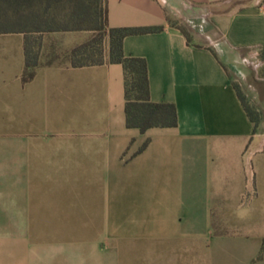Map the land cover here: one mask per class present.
<instances>
[{
	"label": "crops",
	"instance_id": "crops-1",
	"mask_svg": "<svg viewBox=\"0 0 264 264\" xmlns=\"http://www.w3.org/2000/svg\"><path fill=\"white\" fill-rule=\"evenodd\" d=\"M262 5L106 0L109 28H161L122 43L176 110L145 132L126 125L120 64L24 83L25 35L0 34V264H264V137L235 85L264 51ZM32 35L67 54L92 32Z\"/></svg>",
	"mask_w": 264,
	"mask_h": 264
},
{
	"label": "trees",
	"instance_id": "trees-1",
	"mask_svg": "<svg viewBox=\"0 0 264 264\" xmlns=\"http://www.w3.org/2000/svg\"><path fill=\"white\" fill-rule=\"evenodd\" d=\"M91 31L92 36L73 47L65 59L73 67L117 63L124 70L126 125L145 132L154 127H174L177 116L174 105L155 104L149 98L147 65L144 59L126 57L123 39L131 35L155 33L160 27L109 28L106 0H0V34L25 35V65L22 81L29 82L41 65L32 57L28 35L55 31ZM180 31L188 38L184 29ZM107 42V46L105 43ZM239 97L252 121V115Z\"/></svg>",
	"mask_w": 264,
	"mask_h": 264
},
{
	"label": "rangeland",
	"instance_id": "rangeland-1",
	"mask_svg": "<svg viewBox=\"0 0 264 264\" xmlns=\"http://www.w3.org/2000/svg\"><path fill=\"white\" fill-rule=\"evenodd\" d=\"M196 21L198 22L199 20L197 19ZM189 25L183 22L180 26L193 33V29ZM28 38L31 55L32 57L36 55L39 63L66 62L65 52H47L46 49H42L41 40L37 36L28 35ZM243 66L244 69L241 70L242 74L238 73L235 77V85L252 115L257 133H259L260 137H264V51H260L256 57L248 58Z\"/></svg>",
	"mask_w": 264,
	"mask_h": 264
},
{
	"label": "built area",
	"instance_id": "built-area-1",
	"mask_svg": "<svg viewBox=\"0 0 264 264\" xmlns=\"http://www.w3.org/2000/svg\"><path fill=\"white\" fill-rule=\"evenodd\" d=\"M262 8H263L262 13L264 14V6L263 5H262Z\"/></svg>",
	"mask_w": 264,
	"mask_h": 264
}]
</instances>
